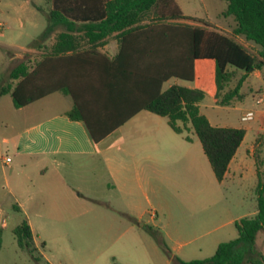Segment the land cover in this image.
I'll return each mask as SVG.
<instances>
[{
    "label": "trees",
    "instance_id": "trees-1",
    "mask_svg": "<svg viewBox=\"0 0 264 264\" xmlns=\"http://www.w3.org/2000/svg\"><path fill=\"white\" fill-rule=\"evenodd\" d=\"M46 1L52 6V23L30 46L42 52L41 59L33 66L23 61L14 67L8 83L0 85V96L10 95L14 108L20 109L56 92L69 95L74 106L68 117L81 121L94 143L141 110L167 118L170 128L178 134L190 124L216 179L222 181L245 131L211 126L199 110L205 98L202 90L179 85L166 90L162 87L171 78L193 81L195 61L211 60L215 64L217 103L229 106L231 101L241 100L240 89L246 75L264 66V0H223L227 8L222 16H232L236 23L233 35L259 46L257 55L217 32L209 23L185 17L175 0ZM73 11L99 14L75 17L88 21L89 29L100 31L97 35H85V44L118 32L120 49L116 57L109 59L95 48L85 49L86 45L80 43L82 36L55 33L57 20L66 23L61 14ZM88 60L99 74L88 84L90 95L86 102L79 91L85 77H74L71 70L74 63L81 68ZM230 67L234 71H229ZM238 70L245 74L233 89L225 91ZM256 200L257 213L235 222L236 239L219 244L210 258L183 261L175 257L172 264H264V256L259 257L256 251L257 234L264 230V182L259 176ZM3 233L0 227V249ZM13 235L20 249L32 254L36 262H42L41 257L34 255L37 249L27 220L13 230Z\"/></svg>",
    "mask_w": 264,
    "mask_h": 264
},
{
    "label": "crops",
    "instance_id": "crops-1",
    "mask_svg": "<svg viewBox=\"0 0 264 264\" xmlns=\"http://www.w3.org/2000/svg\"><path fill=\"white\" fill-rule=\"evenodd\" d=\"M211 1L213 3L218 2L217 0ZM30 2L31 0H27V3ZM43 2L45 5L39 11L47 19L48 26V24L52 23L49 18L52 6L49 1L43 0ZM175 2L185 17L209 23L217 32L233 39L250 53L258 54L259 46L246 41L242 36L233 35L232 31L236 26L234 18L232 16H222V13L227 8L226 2L225 5H221L223 4L221 3L216 10L215 16L219 19L217 22H213L210 16V0H184L185 8L178 0H175ZM8 8H11L10 3L5 9L8 10ZM4 14L5 10L0 7V15ZM60 14L58 15L59 18L62 16L66 23L62 24L57 20L54 30L56 34L67 33L82 36L83 41L80 43L85 44L88 41L85 35L88 33L93 35L100 33L98 30L89 29L91 24L88 21L75 18L80 16H99L95 11L87 13H76L73 11L70 14H61V16ZM194 23L195 25H201L197 22ZM117 35L118 32H112L101 40L86 43L84 48H95L107 58L113 59L117 56L120 49ZM28 49L30 51V48ZM21 58V55L12 56L10 63ZM199 61L202 60L194 63L195 72L196 64ZM90 66L91 63L88 60V63L81 68H78L77 63H74L71 70L74 77L81 75L87 79L82 80L80 84L82 89L79 90L86 102L89 101L90 95L88 84L91 79H95L99 74L96 69ZM263 70L264 66L250 71L246 75L241 88L249 77L264 81ZM229 71H234V68L230 67ZM238 72L235 71V78L229 83L225 91L233 89L237 83L235 81L245 74L240 75ZM187 82L189 81L171 78L163 84L162 88L166 90L171 86L179 85L190 89H198L188 86ZM200 90L205 93V98L199 104V110L207 118L211 126L243 129L245 131L244 139L231 160L223 180L220 182L212 171L199 139L197 138L201 149L199 145H195L189 135L185 134L186 131L194 133L190 124L186 125L182 134H178L170 128L167 118L141 110L102 141L94 143L90 139L84 124L68 117V113L74 106L73 99L69 95L56 92L23 108H15L22 114L17 119L15 118L13 122L9 121L0 124V128L3 130L2 142L10 145L11 149H13V156L16 161L15 166L13 168L10 167L9 180L6 182V187L8 194L12 195L15 202L18 203L17 209L24 213L25 218L23 220L28 221L36 249L35 236L36 234L37 237L42 235L47 224L46 217L36 209H34L35 212L33 214H29L27 211L28 206L26 205L32 203L37 195H40L39 197L42 200L40 209H44L46 203L51 199L47 197L63 194L69 203L68 206L72 208L73 200L80 197V194L78 197H76V194L83 191V185L79 180L80 174L77 173L79 169H76V167L84 169L85 177H88L91 173L95 175L96 161L101 163L112 182L111 188L119 196H127L129 191L136 189L141 199L143 198L148 205L150 201L146 195L147 191L155 192V188H160L162 180L167 182L168 179L179 173H195L199 186L197 191L204 194L205 197L203 198L205 199L214 191H217L221 196L226 185L228 188L239 190L248 177L252 179L250 186L252 185L256 196L258 176L264 182V162L261 158L264 151V92L257 93L254 97L255 104L252 108H245L238 104L245 97L241 93V89L240 93L243 98L231 101L229 106H222L217 103V89L210 95L206 90ZM208 97L211 99V104L205 103ZM247 111L254 112L255 117L249 122H242L241 116ZM179 125L182 126L181 124ZM186 137H188V140H186ZM6 164H11V161ZM12 172L15 174L13 183L12 180L10 181ZM129 179H133L132 186L128 185ZM1 190L4 191L5 188L0 187ZM21 192L25 193L24 197L20 196ZM132 211L135 214V221L140 226H144L145 221L154 219V211L145 210L142 205H135ZM256 213L257 206L251 215L254 216ZM1 214L2 210L0 208ZM146 215H149V218L143 221ZM251 215L243 217H252ZM121 216L128 220L127 213H121ZM241 218L234 220V225ZM3 220L5 219L0 220V227L4 231V229H7L8 223L6 222L3 225ZM23 220H21L20 224ZM50 223L52 225L56 224L55 222ZM127 231L128 229H126ZM262 231L264 235V230ZM218 245L215 248V252ZM180 253V249H174L170 259L181 257Z\"/></svg>",
    "mask_w": 264,
    "mask_h": 264
},
{
    "label": "rangeland",
    "instance_id": "rangeland-1",
    "mask_svg": "<svg viewBox=\"0 0 264 264\" xmlns=\"http://www.w3.org/2000/svg\"><path fill=\"white\" fill-rule=\"evenodd\" d=\"M178 1L185 8L184 0ZM217 1L218 4L211 0L209 3L213 22L219 21L215 16L219 5L226 4ZM9 3L11 8L7 10L5 8ZM44 5L43 0H31L30 3L27 0H0V7L5 10V14L0 15V85L8 83L9 72L16 65L25 61L33 66L41 59L42 52L30 46L47 27V19L39 11ZM186 22L195 25L194 22ZM50 43L47 42L48 45ZM16 55L22 58L10 63L11 57ZM238 71L240 75L244 73ZM214 72L213 61H199L194 81L186 84L204 89L209 95L213 94L216 89ZM263 92L264 81L249 77L241 88L245 97L238 104L252 108L254 97ZM205 103L211 104L210 97ZM21 114L14 108L9 95L0 96V124L13 122ZM2 132L0 128V187L5 188L0 191V220L4 218L8 227L4 229L0 264H172L170 255L174 249H180L179 258L184 261L204 260L214 255L217 244L238 237L233 221L253 214L257 206L250 177L239 190L226 185L222 197L214 191L205 199L204 194L197 191L199 186L195 173H179L167 182L162 180L155 192L146 190L150 201L148 205L136 189L129 191L127 196H119L111 188L112 182L101 163L96 161L95 175L91 173L85 177L84 169L76 167L83 191L76 194V197L79 194L80 197L73 200L72 208L63 194L46 195L51 199L44 209H40V195L26 205L29 214H33L36 209L46 217L47 224L42 235L35 236L37 251L34 255L42 258V262L38 263L32 254L17 246L13 235V230L25 216L17 209L18 203L14 197L7 192L10 167L13 168L16 161L13 149L2 142ZM185 134L201 149L193 132L186 131ZM6 158L10 159L11 164L5 163ZM261 158L264 162V151ZM14 176L13 173L10 179L12 183L15 181ZM128 185H133V179H129ZM20 196L24 197L25 193L21 192ZM135 205L154 211V219L146 222L149 218L146 215L143 220L145 225L140 226L132 211ZM121 213H127L128 220ZM262 232H259L256 240L259 257L264 256Z\"/></svg>",
    "mask_w": 264,
    "mask_h": 264
},
{
    "label": "built area",
    "instance_id": "built-area-1",
    "mask_svg": "<svg viewBox=\"0 0 264 264\" xmlns=\"http://www.w3.org/2000/svg\"><path fill=\"white\" fill-rule=\"evenodd\" d=\"M255 117V113L252 112V111H247V112H244L241 116V121L242 122H249L251 120H253ZM5 163H9L10 162V159L9 158H6L5 160ZM6 221L3 220L2 221V224L5 225Z\"/></svg>",
    "mask_w": 264,
    "mask_h": 264
},
{
    "label": "water",
    "instance_id": "water-1",
    "mask_svg": "<svg viewBox=\"0 0 264 264\" xmlns=\"http://www.w3.org/2000/svg\"><path fill=\"white\" fill-rule=\"evenodd\" d=\"M252 71V70H251Z\"/></svg>",
    "mask_w": 264,
    "mask_h": 264
}]
</instances>
